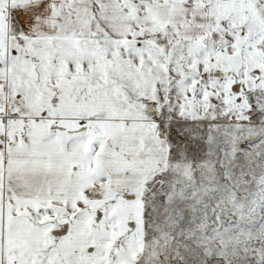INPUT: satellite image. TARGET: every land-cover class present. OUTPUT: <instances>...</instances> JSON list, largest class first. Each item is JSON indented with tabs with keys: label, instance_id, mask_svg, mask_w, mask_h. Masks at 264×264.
I'll return each mask as SVG.
<instances>
[{
	"label": "snow or ice",
	"instance_id": "obj_1",
	"mask_svg": "<svg viewBox=\"0 0 264 264\" xmlns=\"http://www.w3.org/2000/svg\"><path fill=\"white\" fill-rule=\"evenodd\" d=\"M0 264H264V0H0Z\"/></svg>",
	"mask_w": 264,
	"mask_h": 264
}]
</instances>
